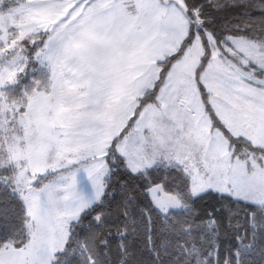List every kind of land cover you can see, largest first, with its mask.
I'll return each mask as SVG.
<instances>
[{"label": "snow or ice", "instance_id": "snow-or-ice-1", "mask_svg": "<svg viewBox=\"0 0 264 264\" xmlns=\"http://www.w3.org/2000/svg\"><path fill=\"white\" fill-rule=\"evenodd\" d=\"M0 264H264V0H0Z\"/></svg>", "mask_w": 264, "mask_h": 264}]
</instances>
